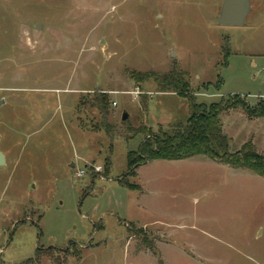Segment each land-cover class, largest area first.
I'll list each match as a JSON object with an SVG mask.
<instances>
[{"label":"rangeland","instance_id":"obj_1","mask_svg":"<svg viewBox=\"0 0 264 264\" xmlns=\"http://www.w3.org/2000/svg\"><path fill=\"white\" fill-rule=\"evenodd\" d=\"M250 1L224 27V0H0V264H264V176L204 156L127 164L132 130L190 117L133 74L179 69L198 104L264 105V0ZM221 118L230 153L264 158V117Z\"/></svg>","mask_w":264,"mask_h":264},{"label":"trees","instance_id":"obj_2","mask_svg":"<svg viewBox=\"0 0 264 264\" xmlns=\"http://www.w3.org/2000/svg\"><path fill=\"white\" fill-rule=\"evenodd\" d=\"M133 75L137 83L152 80L156 85V92L175 93L187 99L190 117L184 124L169 125L167 128L160 126L156 132L145 125H141L136 131L132 130L136 136L143 135L144 138L137 151L129 152L127 155L129 174L134 175L140 165L149 161H181L195 156H204L234 169H247L264 176V158L253 151L250 145H246L240 152L230 153L229 138L224 134L221 124V116L231 109L241 108L250 118L264 117L262 102L252 107L245 98L234 95L228 102L222 100L210 106L198 104L194 95L195 91L189 83L188 74L179 69L163 75L157 73ZM221 83L219 80L218 87ZM94 104L105 119L107 96L97 95ZM143 104L147 109L146 98Z\"/></svg>","mask_w":264,"mask_h":264},{"label":"water","instance_id":"obj_3","mask_svg":"<svg viewBox=\"0 0 264 264\" xmlns=\"http://www.w3.org/2000/svg\"><path fill=\"white\" fill-rule=\"evenodd\" d=\"M250 11V0H224L217 22L224 27L243 26ZM128 117V113L124 112L121 119L122 121H126ZM5 165L6 158L4 153L0 150V167H4ZM70 167L74 168L75 164L72 163Z\"/></svg>","mask_w":264,"mask_h":264},{"label":"built area","instance_id":"obj_4","mask_svg":"<svg viewBox=\"0 0 264 264\" xmlns=\"http://www.w3.org/2000/svg\"><path fill=\"white\" fill-rule=\"evenodd\" d=\"M116 105V103H114V106ZM95 172H101L102 171V167L101 166H94L93 167ZM83 175H85V170H81L77 173V177H82Z\"/></svg>","mask_w":264,"mask_h":264},{"label":"crops","instance_id":"obj_5","mask_svg":"<svg viewBox=\"0 0 264 264\" xmlns=\"http://www.w3.org/2000/svg\"><path fill=\"white\" fill-rule=\"evenodd\" d=\"M251 6H252V3H251ZM0 150H1V149H0ZM1 151H2V150H1ZM2 152H3V151H2ZM3 153H4V152H3ZM4 155H5V158H6V164H7V156H6L5 153H4ZM74 164H75V163H74ZM5 166H6V165H5ZM5 166H4V167H5ZM75 167H76V164H75ZM75 167H74V168H75Z\"/></svg>","mask_w":264,"mask_h":264}]
</instances>
